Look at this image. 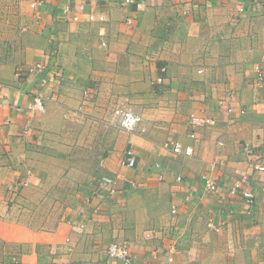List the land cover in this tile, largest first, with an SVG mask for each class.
<instances>
[{
  "label": "crops",
  "instance_id": "crops-1",
  "mask_svg": "<svg viewBox=\"0 0 264 264\" xmlns=\"http://www.w3.org/2000/svg\"><path fill=\"white\" fill-rule=\"evenodd\" d=\"M141 1L0 0V264H264V0Z\"/></svg>",
  "mask_w": 264,
  "mask_h": 264
},
{
  "label": "built area",
  "instance_id": "built-area-1",
  "mask_svg": "<svg viewBox=\"0 0 264 264\" xmlns=\"http://www.w3.org/2000/svg\"><path fill=\"white\" fill-rule=\"evenodd\" d=\"M124 3L126 5L128 4H134L137 8H141L143 3L141 0H124ZM34 6V4H32ZM244 5L240 4L238 5V11L244 10ZM75 20H78V17H74ZM88 19L90 21H104L105 16L102 15H96L95 13H90L88 15ZM127 23L131 24L132 19L129 17L127 19ZM41 66L38 65L37 68L39 69ZM260 70V68H258ZM260 76L263 77V73H260ZM163 78H159V81H162ZM89 91H85V96H89ZM31 107H34L39 110H43L45 108V101L41 97H36L35 101L30 105ZM114 115L116 116L118 125L120 128L129 131V132H135V131H142V123H143V117L140 113L134 111L127 103H122L114 107L113 110ZM194 136V135H193ZM164 146L166 148H172V150L177 154H183L186 156H191L194 153V147L192 145H183L179 141H166L164 143ZM122 164L129 166V167H135L136 166V155L134 152V149L129 148L126 150L124 158L122 160ZM257 169H264L263 165H256ZM178 179H181L179 176ZM102 183L109 186L110 193L116 192V178L110 177V176H104L101 179ZM204 183L206 190L208 192L214 193L219 190V186L216 184L215 181L211 177H204ZM249 185V179L247 175H244L242 178L235 181V183L230 188L231 194H240L242 195L246 201L250 204V206L254 205V194L250 189L248 188ZM20 188V183L14 182L9 186V190L12 191L14 194L18 193V190ZM173 212H176V208L173 209ZM208 226L210 228H213L215 230L218 229L217 225L210 221L208 223ZM172 252H174V247L172 248ZM107 255L110 259H119L124 262V264H133L134 257L132 255V251L130 248V245L128 242L125 241H113L110 243ZM169 260H172V257L169 258ZM81 264H97V262L92 260L83 261ZM106 264H111L107 262Z\"/></svg>",
  "mask_w": 264,
  "mask_h": 264
}]
</instances>
